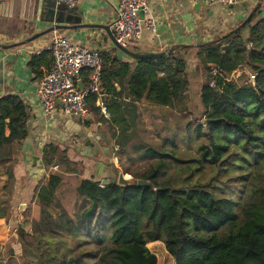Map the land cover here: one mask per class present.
Segmentation results:
<instances>
[{
	"label": "trees",
	"instance_id": "16d2710c",
	"mask_svg": "<svg viewBox=\"0 0 264 264\" xmlns=\"http://www.w3.org/2000/svg\"><path fill=\"white\" fill-rule=\"evenodd\" d=\"M260 11L261 8L250 22H242L225 36L214 39V43L176 46L169 57L128 63L102 54L104 92L114 97L111 101L117 104V110L107 106L109 118H105L95 106L96 95H90L87 102L89 111L101 116L100 121L117 143L119 136L128 137L140 121L139 110H122L123 103L119 104L118 99L127 96L131 105L148 103L173 108L189 87L188 58L194 60L197 71L206 76L200 91L203 123L196 133L207 142L199 149L200 160L189 163L209 165L215 173L205 184L175 187L169 180H160V175H165V163L161 162L139 177L148 186L139 187L136 182L125 187L117 181L103 185L102 181L84 180L76 193L90 206L78 219L80 225L70 219L61 228L68 236L78 237L86 232L80 230L84 224L91 228L98 212L110 213V243L103 251L101 264H158L156 255L148 248L155 242L164 243L176 264H264V181L240 211L234 200L214 191L220 188L215 183L235 166L241 155L252 157L255 165L264 158V17L257 20ZM246 29L248 38L243 36ZM43 57L48 59L49 71L53 64L51 51L43 53L40 59ZM241 67L256 75L255 85L227 81ZM214 69L218 71L216 76ZM87 79L88 74L83 75L84 84ZM213 81L215 86H211ZM29 119L28 107L20 98L0 99L1 163L9 152L8 146L29 137ZM145 154L161 160L169 158L168 154L153 150ZM42 160L46 168L58 166L63 173L82 176L85 171L82 163L71 160L67 150L55 144L44 148ZM175 162L187 163L178 159ZM63 181L62 173H54L46 185L37 189L35 199L42 208L41 232H21L24 244L45 264H75L56 250L54 238L42 237L47 231L42 222L50 218L58 224L64 216L68 217L64 212L58 213V218L51 216ZM9 217L8 200L1 198L0 254L7 243ZM71 226L72 231H66Z\"/></svg>",
	"mask_w": 264,
	"mask_h": 264
},
{
	"label": "crops",
	"instance_id": "0c3cea01",
	"mask_svg": "<svg viewBox=\"0 0 264 264\" xmlns=\"http://www.w3.org/2000/svg\"><path fill=\"white\" fill-rule=\"evenodd\" d=\"M208 3L209 0H148L146 19L154 18L157 30L163 28L165 32L158 35L145 31L143 40L132 44L131 48L158 53L173 46L206 44L237 28L259 3L264 11V0H240L229 9L210 8ZM119 8V0H80L74 14L70 15L54 0H0V99L7 96L20 98L27 105L30 116L29 137L8 146L9 152L0 162V199H7L10 209L8 238L0 254V264H30L29 260L34 264H45L24 244L21 232L30 235L41 232V206L35 195L42 184H47L50 175L63 174V185L57 192L75 182L73 192L76 195L84 180L113 181V170L118 165L117 158L114 161L111 158L114 140L100 121L101 116L89 111L82 119L69 117L63 114L60 104L57 113L47 117L38 97V86L48 72V59L40 57L50 51L55 31L46 32L59 24L112 26ZM111 30L113 32V28ZM58 32L78 46L109 54L121 62H132L114 47L102 29L83 27ZM34 36L38 37L28 42ZM192 60L189 57L188 63ZM85 82L87 84L88 79ZM113 98L104 93L103 98L97 99L96 108L104 103L109 110H117V104L111 101ZM118 102L123 103L122 110H154L157 106L148 103L131 105L127 96ZM49 144L67 150L71 160L82 163L85 167L83 175L63 173V168L58 166L57 170L53 169L56 167L46 168L42 157ZM157 243L149 245L154 247Z\"/></svg>",
	"mask_w": 264,
	"mask_h": 264
},
{
	"label": "rangeland",
	"instance_id": "374dc122",
	"mask_svg": "<svg viewBox=\"0 0 264 264\" xmlns=\"http://www.w3.org/2000/svg\"><path fill=\"white\" fill-rule=\"evenodd\" d=\"M263 15L264 11L261 9L257 20L263 18ZM248 35L249 30H244L243 36ZM189 67V87L173 108L155 106L154 110H139L140 121L137 128L135 127L128 137L126 134L119 136V143L113 141L114 149L111 158L112 160L117 158L118 164L116 170H113V181L119 182L120 175H124L126 180L129 179V183H136L141 175L156 168L161 162L165 163V175H160V180H169L175 187L183 184L189 186L198 182L205 184L214 175L215 170L209 165L189 163L192 160H200L199 149L207 142L204 136L196 133L197 127L203 123L201 116L204 108L200 91L206 76L203 71H197L194 60L189 63ZM147 150L168 154L169 158L161 160L155 156L148 157L145 154ZM262 151L264 152V148ZM175 159L187 163L180 164L175 162ZM263 181L264 158L255 165L252 157L241 155L235 166L222 176L219 183H215L221 189L214 191L220 197L234 200L239 205L240 211L246 201L251 198L256 187L263 185ZM75 185V182H70L68 188L56 193L51 216L58 218V213L64 212L68 217L64 216L60 219L62 223H58L59 225L50 218L47 222H42L47 230L42 237L45 238L44 236L48 235L54 238L53 244L57 246L56 250L62 252L75 264H101L103 251L110 243V213L98 212L97 218L90 224L91 228L87 229L88 224H84L80 230L85 229L86 232L79 234L78 237L68 236V232L61 228L63 223L67 225L70 219L78 221L80 225L81 221L78 219L90 206L87 201L80 199L73 192ZM142 219L146 221L145 217ZM72 228L71 226L66 231L71 232ZM148 248L156 255L158 264H176L166 251L164 243L159 242L154 247L149 245ZM7 253L9 254V250ZM29 262L34 264L31 260Z\"/></svg>",
	"mask_w": 264,
	"mask_h": 264
},
{
	"label": "built area",
	"instance_id": "2783aa9c",
	"mask_svg": "<svg viewBox=\"0 0 264 264\" xmlns=\"http://www.w3.org/2000/svg\"><path fill=\"white\" fill-rule=\"evenodd\" d=\"M67 10L76 8L80 0H55ZM240 0H209V7L220 6L224 9L235 7ZM120 8L117 18L112 25L113 34L124 47L131 48L132 44L140 43L145 31L156 33L157 22L154 18L146 19L148 0H119ZM143 14V17L142 15ZM54 64L39 81L38 97L43 107V114L54 116L59 105L63 106V114L82 119L89 113L87 98L96 95L98 99L104 96L103 56L99 51L88 50L78 46L55 31L50 46ZM88 74V83H83V74ZM218 74L213 70V75ZM246 75V76H245ZM246 77V78H243ZM227 81L255 85L256 75L244 67L231 74ZM84 84L81 90L78 83ZM215 86V82L211 83ZM101 115L109 118L107 106L100 103ZM57 170L58 168H53Z\"/></svg>",
	"mask_w": 264,
	"mask_h": 264
},
{
	"label": "water",
	"instance_id": "95a60500",
	"mask_svg": "<svg viewBox=\"0 0 264 264\" xmlns=\"http://www.w3.org/2000/svg\"><path fill=\"white\" fill-rule=\"evenodd\" d=\"M55 1V0H54ZM56 2V1H55ZM57 3V2H56ZM60 7H63L65 8V11L68 12V14L70 15H73L74 14V11L73 10H67V8L63 5H59ZM262 7V3H259L253 10L252 12L250 13V15L248 16V18L245 20L244 24H247L248 22H250L254 16L256 15V13L258 12V10ZM231 8H234L233 6ZM142 17H143V14H141ZM83 27H86V28H98V29H102L104 30L108 37L110 38L112 44L114 45V47L116 49H118L122 54H124L127 58H129L130 60L132 61H141V60H146V59H159V58H163V57H169V56H172L174 53H175V47L176 46H173L169 49H166L162 52H158V53H154V52H147V51H137L133 48H127V47H124L121 43H119L116 39V37L114 36L113 32H112V26H85V25H79V26H74V27H69L65 24H59V25H56L55 27L51 28L48 32L46 33H52L53 31H64V30H69V29H72V30H76L78 28H83ZM163 32H165V30H163V28L157 30V34L158 35H161ZM38 36H34V38L28 40V42H31L33 40H35ZM212 42V41H211ZM210 43V42H209ZM214 43V42H212ZM208 44V43H207ZM4 48H7V47H4ZM225 49V48H223ZM78 86L81 90H84V84L82 82H79L78 83ZM110 184V181H104L103 182V185H108ZM134 183H129L128 180L125 179L124 175H120L119 177V182H118V185L120 186H132ZM137 184L139 187H142V186H148L149 183L146 182V181H143V180H139L137 181Z\"/></svg>",
	"mask_w": 264,
	"mask_h": 264
},
{
	"label": "bare ground",
	"instance_id": "6f19581e",
	"mask_svg": "<svg viewBox=\"0 0 264 264\" xmlns=\"http://www.w3.org/2000/svg\"><path fill=\"white\" fill-rule=\"evenodd\" d=\"M126 178V177H125ZM127 180H129V179H127Z\"/></svg>",
	"mask_w": 264,
	"mask_h": 264
}]
</instances>
